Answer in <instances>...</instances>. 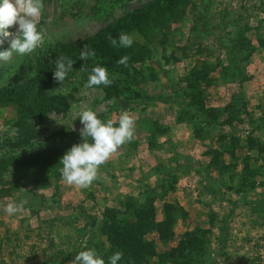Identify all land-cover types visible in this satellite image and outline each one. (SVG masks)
Segmentation results:
<instances>
[{"label":"rangeland","instance_id":"obj_1","mask_svg":"<svg viewBox=\"0 0 264 264\" xmlns=\"http://www.w3.org/2000/svg\"><path fill=\"white\" fill-rule=\"evenodd\" d=\"M152 2L43 0V43L27 56L0 60V87L40 72L43 92L59 98L57 109L26 118L27 137L11 104H0V159L60 151L57 158L0 169V264H71L87 249L108 264L114 248L103 213L125 203L129 211L151 210L155 221L170 222L161 236L145 227L150 261L170 264L179 240L197 228L196 248L176 255L175 264H264V0H158L143 34L125 32L133 37L129 53L135 45L142 53L135 69L91 58L89 68L68 73L66 95L53 72L39 69L47 45H78ZM4 31L0 51L17 28L7 29L10 36ZM97 63L115 77L116 95L105 97L101 85L84 88ZM85 108L104 120L127 111L135 132L100 166V178L80 188L62 179L59 162L82 142L77 115ZM25 199L21 211L6 213L7 202ZM126 215L118 214L116 224Z\"/></svg>","mask_w":264,"mask_h":264},{"label":"trees","instance_id":"obj_2","mask_svg":"<svg viewBox=\"0 0 264 264\" xmlns=\"http://www.w3.org/2000/svg\"><path fill=\"white\" fill-rule=\"evenodd\" d=\"M152 1V3H148L143 7L125 12L115 22L103 27L90 37L82 40L78 45L72 46L63 43L47 45L45 50L46 56L37 60L42 75L54 72L55 61L60 56L72 59L74 61L73 69L83 65L89 68L91 58L86 61L80 59V52L85 45H88L91 50L95 51V57L97 59L103 58L113 65L121 66L117 64V60L124 55H128L130 59L127 67L134 70V63L142 59V53L138 50V47L135 45L132 53H129V48L127 47H125L124 50L118 51L113 48L106 37L107 34L110 33L113 38L118 40L121 32H126L131 29L137 30L140 34H143L145 29L149 27V21L152 13H154L152 5L153 3H155V5L158 3V0ZM41 80L39 72L37 75L34 74V76L27 78L23 83L8 84L0 87V104H11L16 112L17 126L24 134L27 133L25 137L29 136L28 132L31 131L26 122V118L40 117L44 113L58 108L57 104L59 103V98L46 95L39 86ZM101 87L105 97H111L117 94L116 85L113 83L110 86L106 87L101 85ZM50 155L57 158L60 156V151L55 147H49L46 150L33 153L1 158L0 169L10 162L27 164L34 160L42 161ZM0 182L2 183V181ZM122 206L121 210L119 208H111L103 213V216L106 217L108 221L104 228L107 238L113 245L114 250L112 251H122V264H149L150 260L146 258V255L153 254L154 251L153 248H151L152 242L146 241L144 238V229L145 227H151L161 236L163 230L170 226V222L166 221L163 223L162 221H155L151 210L148 212L134 209L129 211L132 206L126 203ZM120 213L127 214V219L123 221L122 226H120L117 221L120 227L125 228L123 232L119 231L118 225L116 224V216ZM185 215L186 214L183 212L182 216L184 217ZM198 232L199 229L196 228L184 234L183 238L179 240L174 248L175 253L168 256L170 258V264H175L176 255H181L184 249L190 250L196 248V245L200 241ZM150 262L159 264V262Z\"/></svg>","mask_w":264,"mask_h":264},{"label":"clouds","instance_id":"obj_3","mask_svg":"<svg viewBox=\"0 0 264 264\" xmlns=\"http://www.w3.org/2000/svg\"><path fill=\"white\" fill-rule=\"evenodd\" d=\"M43 7V0H15L14 3L13 0H0V29L5 30L3 35L10 36L12 33L7 29L17 28L10 46L0 51V60L8 62L14 54L27 56L43 43L44 35L38 30ZM52 22L53 18L49 17L47 23ZM106 38L113 47H131L133 44V37L125 32L120 33L118 40L110 33ZM95 55V51L85 45L80 52V59L86 61L94 58ZM129 59L128 55H124L117 60V64L127 67ZM73 65L72 59L63 56L55 61L53 79L60 85L57 89L65 95L68 89L63 86L64 81L72 71ZM114 78L109 77L106 67L97 63L88 74L84 88L90 90L100 85L107 87L113 83ZM77 117L82 124L79 130L82 142L73 144L66 151L60 159L59 163L62 167L59 170L67 184L87 188L100 178L98 175L100 166L105 164L120 146L133 139L135 118L124 111L119 115L118 120L112 118L104 120L92 108L83 109ZM27 202V199L19 203L9 201L5 205V211L9 215L15 214L21 211ZM122 258V251L117 250L108 258V264H118ZM71 264H106V262L95 249H87L77 253Z\"/></svg>","mask_w":264,"mask_h":264}]
</instances>
